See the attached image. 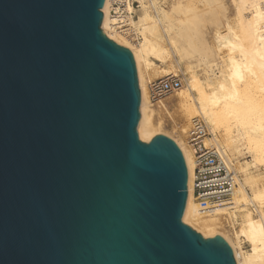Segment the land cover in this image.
<instances>
[{
  "label": "water",
  "instance_id": "water-1",
  "mask_svg": "<svg viewBox=\"0 0 264 264\" xmlns=\"http://www.w3.org/2000/svg\"><path fill=\"white\" fill-rule=\"evenodd\" d=\"M106 0H0V264H236L183 222L188 171L138 135L133 54Z\"/></svg>",
  "mask_w": 264,
  "mask_h": 264
},
{
  "label": "bare ground",
  "instance_id": "bare-ground-1",
  "mask_svg": "<svg viewBox=\"0 0 264 264\" xmlns=\"http://www.w3.org/2000/svg\"><path fill=\"white\" fill-rule=\"evenodd\" d=\"M134 1L138 6L128 4V27L121 29L106 0L101 28L133 54L140 139L169 135L170 127L188 171L183 222L205 238L221 236L236 264H264V0ZM153 74L181 77L182 87L153 103ZM194 119L207 125L221 160L237 176L230 202L210 211L194 194L188 142Z\"/></svg>",
  "mask_w": 264,
  "mask_h": 264
},
{
  "label": "built area",
  "instance_id": "built-area-1",
  "mask_svg": "<svg viewBox=\"0 0 264 264\" xmlns=\"http://www.w3.org/2000/svg\"><path fill=\"white\" fill-rule=\"evenodd\" d=\"M110 2L117 27L126 29L129 16L126 8L130 2L133 7H137L138 4L134 0ZM181 87V78L167 76L151 83L149 90L152 100L157 102ZM212 139L207 125L199 119H194L188 134V142L195 158L194 194L200 199V208L203 211H210L229 203L237 180L235 172L221 160Z\"/></svg>",
  "mask_w": 264,
  "mask_h": 264
},
{
  "label": "rangeland",
  "instance_id": "rangeland-1",
  "mask_svg": "<svg viewBox=\"0 0 264 264\" xmlns=\"http://www.w3.org/2000/svg\"><path fill=\"white\" fill-rule=\"evenodd\" d=\"M197 5L195 6L194 5V9H195V11L196 12H198L199 10H196L197 8L199 9V7H197ZM196 12H194V13H196ZM110 38V37H109ZM113 40V39H112ZM116 42V41H115ZM117 43V42H116ZM118 44V43H117ZM120 45V44H119ZM120 46H122V45H120ZM124 47V46H123ZM181 78V77H180ZM158 79H160L159 77H157V76H155L154 77V74H153V81H155V80H158ZM182 79V78H181ZM151 100V99H150ZM153 103H155L154 101H153ZM165 130L167 131V133H169V135L171 136H169V135H165V136H167V137H169V138H176L177 136L176 135H174L173 133H172V131H171V129H170V127L169 126H167L166 128H165ZM138 135H139V132H138ZM139 138H140V136H139ZM141 140V139H140ZM141 142H144V143H148V142H145V141H142L141 140ZM248 159V155L246 154V151H242V153H241V157H240V160L243 162L244 160H247ZM186 224V223H185ZM186 225H188V224H186ZM188 226H190V225H188ZM193 230H195L196 232H198L196 229H194L192 226H190ZM226 231L228 232V234L229 235H232L233 234V231H232V229L231 228H227L226 227ZM199 233V232H198ZM200 234V233H199ZM205 238V237H204Z\"/></svg>",
  "mask_w": 264,
  "mask_h": 264
}]
</instances>
